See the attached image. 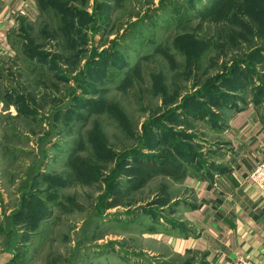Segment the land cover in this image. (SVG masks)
Wrapping results in <instances>:
<instances>
[{
  "label": "rangeland",
  "instance_id": "rangeland-1",
  "mask_svg": "<svg viewBox=\"0 0 264 264\" xmlns=\"http://www.w3.org/2000/svg\"><path fill=\"white\" fill-rule=\"evenodd\" d=\"M39 5L0 66V250L136 256L139 235L180 224L186 172L218 158L226 107L264 104V0Z\"/></svg>",
  "mask_w": 264,
  "mask_h": 264
},
{
  "label": "crops",
  "instance_id": "crops-1",
  "mask_svg": "<svg viewBox=\"0 0 264 264\" xmlns=\"http://www.w3.org/2000/svg\"><path fill=\"white\" fill-rule=\"evenodd\" d=\"M40 15L39 0H0V66L13 55L21 23ZM222 132L218 158L186 172L190 198L180 224H156L139 235V254L126 251L101 264H264V190L251 179L255 164L264 162V104L226 107ZM34 251L31 241H15L0 250V264H17L19 255L20 264H30Z\"/></svg>",
  "mask_w": 264,
  "mask_h": 264
},
{
  "label": "built area",
  "instance_id": "built-area-1",
  "mask_svg": "<svg viewBox=\"0 0 264 264\" xmlns=\"http://www.w3.org/2000/svg\"><path fill=\"white\" fill-rule=\"evenodd\" d=\"M251 179L253 183L264 190V162H257L253 167ZM238 264H252L245 259L239 260Z\"/></svg>",
  "mask_w": 264,
  "mask_h": 264
}]
</instances>
